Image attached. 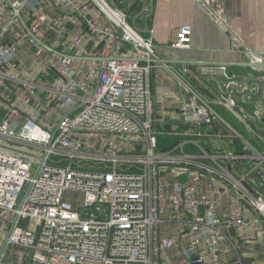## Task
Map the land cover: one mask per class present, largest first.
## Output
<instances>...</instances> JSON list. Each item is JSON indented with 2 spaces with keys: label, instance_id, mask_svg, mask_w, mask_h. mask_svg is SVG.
Returning <instances> with one entry per match:
<instances>
[{
  "label": "built area",
  "instance_id": "obj_1",
  "mask_svg": "<svg viewBox=\"0 0 264 264\" xmlns=\"http://www.w3.org/2000/svg\"><path fill=\"white\" fill-rule=\"evenodd\" d=\"M148 31L109 0H0V248L10 231L29 264H264V69L207 67L213 99L173 71L165 125Z\"/></svg>",
  "mask_w": 264,
  "mask_h": 264
},
{
  "label": "crops",
  "instance_id": "obj_2",
  "mask_svg": "<svg viewBox=\"0 0 264 264\" xmlns=\"http://www.w3.org/2000/svg\"><path fill=\"white\" fill-rule=\"evenodd\" d=\"M109 1L129 13L130 22L142 35L150 36L148 30L153 28L152 38L157 60H206L213 64L248 61V56L240 52L244 46L264 55V0H154L151 19L146 17L143 11L145 0ZM137 18L144 20V26L135 22ZM185 24L193 28L191 47L170 48L180 27ZM166 65L159 63L153 72L154 110L158 122L171 126L179 116L180 101L185 95L177 86L173 71L181 72L188 66L187 80L213 99L216 82L210 79V74L204 73L207 67L218 65H191L180 62ZM227 67L228 72L244 74L250 79L262 73L260 69ZM249 73L254 74V77ZM225 112L227 116L234 118L226 110ZM224 129L222 128V131ZM200 131L208 135L213 129L204 126ZM202 138L210 146L215 144L212 137Z\"/></svg>",
  "mask_w": 264,
  "mask_h": 264
},
{
  "label": "water",
  "instance_id": "obj_3",
  "mask_svg": "<svg viewBox=\"0 0 264 264\" xmlns=\"http://www.w3.org/2000/svg\"><path fill=\"white\" fill-rule=\"evenodd\" d=\"M19 19L22 21V23L24 24V26L28 29L27 23L24 21L23 17L21 15H19ZM135 22L140 25V26H144V20L142 18H137L135 19ZM46 49L50 50V51H54L58 54H61L59 51L55 50L54 48H52L50 45H48L47 43L43 42V41H39ZM115 57V56H114ZM112 58V57H111ZM98 59V58H96ZM110 59V58H109ZM108 59V60H109ZM154 63H165L168 65H171L172 63H176V62H180V63H184V64H191V65H226V66H241L244 68H251V69H264V57H253L250 58V60L248 61H242V62H232V63H216L213 64L209 61L206 60H171V59H163V60H157V59H153L151 60ZM250 76L254 77V74L249 73ZM41 160H44V157H40ZM16 218L14 219L15 223ZM232 232L234 233V230L232 229ZM9 237H10V231L7 233L3 244L0 248V261L2 260V258L5 255V251L8 247V243H9Z\"/></svg>",
  "mask_w": 264,
  "mask_h": 264
},
{
  "label": "rangeland",
  "instance_id": "obj_4",
  "mask_svg": "<svg viewBox=\"0 0 264 264\" xmlns=\"http://www.w3.org/2000/svg\"><path fill=\"white\" fill-rule=\"evenodd\" d=\"M222 117L231 124L232 127L239 131H243L242 125L235 118H230L226 115L224 110H219ZM7 250V249H6ZM6 252V251H5ZM4 264H29L30 256L29 251L18 246H9L6 257H3Z\"/></svg>",
  "mask_w": 264,
  "mask_h": 264
}]
</instances>
